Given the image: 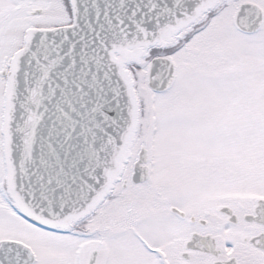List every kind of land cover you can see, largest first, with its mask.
<instances>
[{
  "label": "snow or ice",
  "instance_id": "snow-or-ice-1",
  "mask_svg": "<svg viewBox=\"0 0 264 264\" xmlns=\"http://www.w3.org/2000/svg\"><path fill=\"white\" fill-rule=\"evenodd\" d=\"M0 264H264V0H0Z\"/></svg>",
  "mask_w": 264,
  "mask_h": 264
}]
</instances>
